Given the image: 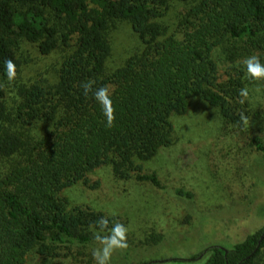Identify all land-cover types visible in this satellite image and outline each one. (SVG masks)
Listing matches in <instances>:
<instances>
[{
    "label": "trees",
    "instance_id": "trees-1",
    "mask_svg": "<svg viewBox=\"0 0 264 264\" xmlns=\"http://www.w3.org/2000/svg\"><path fill=\"white\" fill-rule=\"evenodd\" d=\"M119 22L139 46L115 65ZM23 44L34 55L26 57ZM54 54L50 77L24 73L25 62ZM252 55L264 58V0H0V264L94 245L97 222L105 217L111 229L114 218L69 208L59 193L87 183L102 165L120 179L139 172V161L170 143L171 116L183 115L191 99L217 108L223 122L241 124L239 90L250 85L244 60ZM7 59L16 66L11 82ZM220 66L225 78L217 81ZM88 81L93 92L114 89L112 127L93 94L85 95ZM252 143L264 156L262 140ZM136 178L159 185L155 174ZM263 230L190 259L204 254L196 264H254L264 250Z\"/></svg>",
    "mask_w": 264,
    "mask_h": 264
},
{
    "label": "rangeland",
    "instance_id": "rangeland-1",
    "mask_svg": "<svg viewBox=\"0 0 264 264\" xmlns=\"http://www.w3.org/2000/svg\"><path fill=\"white\" fill-rule=\"evenodd\" d=\"M112 42L115 65L139 46L126 22L112 32ZM20 51L34 55L24 44ZM57 57L37 56L25 62L23 71L50 77ZM217 75V81L225 78L221 66ZM253 81L247 99L238 101L247 123H225L217 108L193 98L183 115L171 116L170 143L139 161V172L120 179L109 165H102L87 174V183L77 182L59 193L69 208L102 211L128 229V248L115 251L110 264H196L206 255L190 258L208 246L230 248L264 226V156L252 143L257 136L264 144V79ZM136 173L155 174L159 185L138 180ZM97 247L96 242L59 248L53 256L30 253L25 264H94ZM254 264H264V250Z\"/></svg>",
    "mask_w": 264,
    "mask_h": 264
},
{
    "label": "clouds",
    "instance_id": "clouds-1",
    "mask_svg": "<svg viewBox=\"0 0 264 264\" xmlns=\"http://www.w3.org/2000/svg\"><path fill=\"white\" fill-rule=\"evenodd\" d=\"M4 63L7 70L6 75L8 81H14L17 74L13 60L7 59ZM244 64L246 65L249 77L256 80L264 79V64L260 63V59L257 55L247 57L244 60ZM94 83V81H88L83 85L85 95L87 96L89 93L93 94V98L100 104L101 110L106 117V126L112 127L115 121V109L112 105L111 94L114 92V89L110 90V86H103L93 92ZM239 97L241 98L239 102L243 104L248 97V89L246 87L239 90ZM241 119L247 123V118L244 117L243 114H241ZM108 224L109 221L105 217H102L97 222L96 226L99 228V232L94 233V238L99 247L95 248L92 252L94 264H110L111 257L115 251L128 248V229L119 222H115L113 227L108 229ZM106 229H108L109 234L101 235L100 233H103Z\"/></svg>",
    "mask_w": 264,
    "mask_h": 264
},
{
    "label": "water",
    "instance_id": "water-1",
    "mask_svg": "<svg viewBox=\"0 0 264 264\" xmlns=\"http://www.w3.org/2000/svg\"><path fill=\"white\" fill-rule=\"evenodd\" d=\"M263 233H264V230H263ZM263 235V234H262ZM262 235H261V238H262Z\"/></svg>",
    "mask_w": 264,
    "mask_h": 264
}]
</instances>
